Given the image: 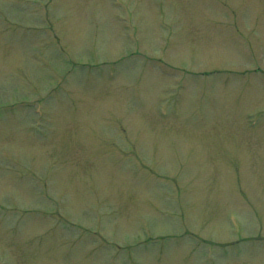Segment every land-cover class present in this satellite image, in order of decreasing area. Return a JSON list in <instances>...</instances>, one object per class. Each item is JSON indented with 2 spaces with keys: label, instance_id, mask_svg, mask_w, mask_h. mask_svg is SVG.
Returning a JSON list of instances; mask_svg holds the SVG:
<instances>
[{
  "label": "rangeland",
  "instance_id": "1",
  "mask_svg": "<svg viewBox=\"0 0 264 264\" xmlns=\"http://www.w3.org/2000/svg\"><path fill=\"white\" fill-rule=\"evenodd\" d=\"M0 264H264V0H0Z\"/></svg>",
  "mask_w": 264,
  "mask_h": 264
}]
</instances>
